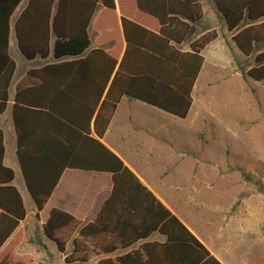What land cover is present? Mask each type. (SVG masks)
I'll use <instances>...</instances> for the list:
<instances>
[{"label": "trees", "instance_id": "trees-1", "mask_svg": "<svg viewBox=\"0 0 264 264\" xmlns=\"http://www.w3.org/2000/svg\"><path fill=\"white\" fill-rule=\"evenodd\" d=\"M21 1L0 0V112L8 106L16 69L9 52L13 31L25 59L46 61L26 71L11 105L17 160L36 211L65 168L110 172L114 192L141 190L156 201L101 138L123 95L179 118L187 115L204 60L202 50L218 36L211 30L193 38L190 51L178 49L195 31L179 17L197 22L199 0H26L15 17ZM214 2L236 48L252 54L255 44L264 41V0ZM246 76L264 80V50L255 54ZM2 138L0 129V264H40L33 255L16 250L23 239L19 223L26 209L12 183L13 170L2 163ZM163 209L141 232L143 237L157 229L166 236L158 247L143 245L148 257H135L139 252L134 251L100 258L97 264H222L177 216ZM42 231L60 252L72 239L71 253L63 257L64 264H72L90 258L89 244H95L93 238L105 225L99 219L82 225L52 208ZM75 231L78 236L72 238ZM158 252L165 257H153ZM175 254L179 256L172 257Z\"/></svg>", "mask_w": 264, "mask_h": 264}, {"label": "crops", "instance_id": "crops-1", "mask_svg": "<svg viewBox=\"0 0 264 264\" xmlns=\"http://www.w3.org/2000/svg\"><path fill=\"white\" fill-rule=\"evenodd\" d=\"M25 3L21 6V8L25 5ZM199 3L202 13L197 22H191L184 17H179L181 20L186 21L189 24H193L195 31L191 39L183 41L177 45L178 49L183 52L190 51V42L193 38L211 30H216L217 32V29L213 28L209 24H206L207 22H211L214 16H216L226 28L225 31H222L223 35L226 34V36L224 35V40L226 42L228 40L233 42L231 40L232 34L227 30L224 18L217 10L214 0H199ZM13 21L14 19L12 22ZM91 31L95 37V33L93 30ZM218 38L219 34L214 41L210 42L203 48L202 55L204 60L201 69L205 64L207 51L210 55H212V49L209 50V48H211L210 46H212ZM259 43H264V41ZM256 44L252 56V62L248 63L244 68L245 74L249 66L253 63V57L255 54L264 50V48L257 49ZM211 60H214V62L217 61L224 67H230L229 61L227 60V54L217 53V56L214 58L211 57ZM45 62L46 61L43 60L35 67L43 65ZM30 68L34 67L23 68L17 75L14 73L12 83L9 88L8 106L3 112H0V129L2 130V143L4 147L2 163L4 166L10 167L13 170L14 179L12 183L20 192L26 209V214L19 223V226L23 229V239L16 249L18 253H29L33 255V257H35L40 264L49 263L48 259L53 255V251L46 243L49 239H47L43 234L42 224L46 221L50 210L52 208H58L72 215L82 225L93 222L96 219H99V221L105 225V231L102 232L100 236H95V238H93L95 244L88 243L91 249L88 254V257L90 258L86 262H78L77 264H97L100 258L121 257L128 253L133 254L134 251L139 252L135 255V257H148V254H146L142 248L143 245L147 243H156L158 247V244H163L165 242L166 236L156 229L141 237V232L143 231L142 229L144 227L147 228L149 224L155 223L158 217V212L163 214V208H166L170 211V213L177 216L179 220L222 264H264V257H255V242L242 237L247 229L251 230V233L249 234H255L254 231L258 229L257 224L246 223L245 228L244 222H240L241 224L238 222H224L218 225L211 220H207V222H205V224L203 223V225L192 223L193 220L187 216V212L190 211L188 210V204L195 207H202L206 205L208 207H213L212 203L196 200L197 189L195 185L187 190L186 186L180 184L179 181L168 184L169 175L173 174L175 171L174 163L172 165H165L157 172L154 170L155 162L153 159H155L156 155H153L152 153L148 155L144 154L142 150L146 148L145 144H148L149 136H154V138L151 137L150 139L156 141L159 138L155 135L161 134L165 130H161L160 132V130H156V128L149 127V125L138 122L136 120L137 115L130 113L126 108L124 110L121 109V105L124 102L132 105L133 100H136L126 95H123L117 104L101 140L110 150L121 158L123 163L136 175L147 190L151 192L156 201L147 195L145 191L141 190H119L114 192V183L110 172L65 168L42 209L37 212L34 202L25 186L24 178L17 160L16 131L14 128L11 107L16 85L20 80H23L26 71ZM199 73L192 87V102L188 113L194 103V92ZM142 103L146 104L144 102ZM146 105L156 108L149 104ZM156 109L164 112L158 108ZM154 113L156 114L155 111ZM164 113L169 114L167 112ZM169 115L179 118L171 114ZM186 116L184 118H186ZM166 127L168 129L172 128L171 126ZM170 133L173 132L170 130ZM146 158H149L151 161H147ZM17 179L22 181L21 186L23 189L15 183ZM212 181L208 180L207 182L211 183ZM24 193L29 199L28 205L26 204ZM252 197L255 199L256 204H260L263 198L262 193L255 190L252 192ZM157 201L162 205V207H159ZM215 208H218V206H215ZM253 208H255V206H253ZM218 227L221 231H224L220 247H217L214 242H212L213 240H211L210 237L213 231H215ZM76 236H78L77 231L73 233L72 238ZM117 237L124 238V241L126 242L117 241ZM54 246L63 261V257L71 253L73 248L72 239L70 238L66 244L64 252L58 251L55 244ZM108 246L111 247V250L103 249ZM178 256V254H175L172 257ZM153 257H165V253L158 252L155 253ZM91 261L93 263H90Z\"/></svg>", "mask_w": 264, "mask_h": 264}, {"label": "rangeland", "instance_id": "rangeland-1", "mask_svg": "<svg viewBox=\"0 0 264 264\" xmlns=\"http://www.w3.org/2000/svg\"><path fill=\"white\" fill-rule=\"evenodd\" d=\"M25 1H21L13 16ZM206 24L217 29L219 38L209 48L212 55L206 53L196 82L194 103L186 118H175L136 100L132 105L124 102L121 109L137 115L138 122L160 132L165 130L155 135L159 138L156 141L150 139L154 136H149L142 150L144 154L156 155L154 170L174 163L175 171L169 175L168 184L179 181L187 190L195 185L196 200L212 203L213 207L188 204L187 216L192 223L244 222L245 228L246 223H255L258 227L255 234H249L251 230L247 229L242 237L255 242V257H264V80L246 76L244 68L252 62L253 53L241 54L233 42H226V34L222 32L226 28L216 16ZM89 32L93 39L90 28ZM256 45L257 49L264 48V43ZM10 53L16 63L15 75L43 61L39 57L25 59L17 49L13 33ZM217 53L227 54L229 68L211 60ZM15 183L23 189L21 180ZM254 190L262 193L260 204L252 197ZM25 199L28 205L27 196ZM223 234L218 227L210 236L217 247L221 246ZM46 243L53 251L48 264H63L54 243L50 240Z\"/></svg>", "mask_w": 264, "mask_h": 264}]
</instances>
